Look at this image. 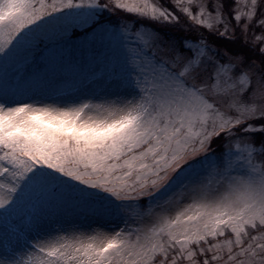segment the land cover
I'll use <instances>...</instances> for the list:
<instances>
[{
    "label": "snow or ice",
    "instance_id": "6c2138e0",
    "mask_svg": "<svg viewBox=\"0 0 264 264\" xmlns=\"http://www.w3.org/2000/svg\"><path fill=\"white\" fill-rule=\"evenodd\" d=\"M0 264H264V0H0Z\"/></svg>",
    "mask_w": 264,
    "mask_h": 264
}]
</instances>
